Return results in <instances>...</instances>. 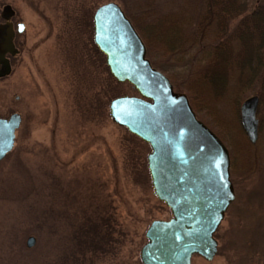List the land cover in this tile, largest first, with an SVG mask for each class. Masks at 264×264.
Listing matches in <instances>:
<instances>
[{"label":"rangeland","instance_id":"rangeland-1","mask_svg":"<svg viewBox=\"0 0 264 264\" xmlns=\"http://www.w3.org/2000/svg\"><path fill=\"white\" fill-rule=\"evenodd\" d=\"M7 1L14 3L15 19L26 23L27 30L17 40L21 53L13 73L0 81V117L16 111L22 115L15 146L0 161V264L65 262L79 248L77 263L82 258L87 264L94 260L92 264H140L150 223L168 219L171 213L153 196L146 163L149 149L109 115L111 97L137 92L109 82L101 65L105 59L92 40L97 7L114 2L135 20L139 17L128 13L136 12L135 1ZM182 1L168 0L167 13H177ZM150 57L156 66L146 47V58L156 69L167 64L172 74L182 79L187 74L188 68L169 56ZM89 87L95 96L101 91L95 101L101 107L98 123L89 112ZM175 91L189 100L185 91ZM252 96L241 102L239 117L228 96L220 97L213 111L203 113L195 112L189 100L197 118L229 151L235 193L215 233L216 256L209 262L194 256L191 264H264L260 99L255 144L240 123V107ZM29 236L36 239L30 249ZM113 247L118 250L114 255Z\"/></svg>","mask_w":264,"mask_h":264},{"label":"water","instance_id":"water-1","mask_svg":"<svg viewBox=\"0 0 264 264\" xmlns=\"http://www.w3.org/2000/svg\"><path fill=\"white\" fill-rule=\"evenodd\" d=\"M3 13L6 19L13 15L10 7ZM93 22L94 43L105 56L110 75L139 95L112 100L110 117L150 146L147 161L154 195L172 215L150 224L141 261L191 264L194 255L212 261L218 246L214 234L235 199L229 152L196 117L187 96L175 92L168 78L152 67L142 40L118 4L99 6ZM0 45V52L1 48L4 53L17 52L8 27L0 30ZM0 65V77L8 75L9 63L1 53ZM258 105L259 98L252 96L240 107V123L251 144L258 138ZM20 123L19 114L0 118V160L12 150ZM35 242L29 236L26 245L30 249Z\"/></svg>","mask_w":264,"mask_h":264},{"label":"trees","instance_id":"trees-1","mask_svg":"<svg viewBox=\"0 0 264 264\" xmlns=\"http://www.w3.org/2000/svg\"><path fill=\"white\" fill-rule=\"evenodd\" d=\"M134 1L137 10L128 13L139 18L134 20L126 14L143 39L152 64L156 66L150 55L159 54L188 68L182 79L172 74L167 64L157 66L171 79L176 90L187 93L195 112L213 111L223 95L232 100L237 117L241 102L250 95L259 97L263 112L264 0H185L177 13H167L168 0ZM101 65L108 72L103 61ZM107 77L109 82L117 84L109 73ZM124 86L131 88L128 84ZM87 90L89 112L98 123L101 107L95 101L101 91L95 96L92 88ZM80 250L72 254L71 260L55 264H87V259L82 258L77 263Z\"/></svg>","mask_w":264,"mask_h":264},{"label":"flooded vegetation","instance_id":"flooded-vegetation-1","mask_svg":"<svg viewBox=\"0 0 264 264\" xmlns=\"http://www.w3.org/2000/svg\"><path fill=\"white\" fill-rule=\"evenodd\" d=\"M12 4L10 2H8L7 0H0V30L3 27H4V29L8 27V31L10 30V32H11L13 48H14V50L17 51V52H15V54H11L10 52L4 53L5 50H3L1 48L0 53L3 55V58L8 60V63H9V74L6 76L0 77V81H3L4 79L8 78L13 73V69H14L13 64L15 62V59H17V57L21 53V48H20L21 46L18 44L17 40L20 39L25 34V32L27 30L26 23H24L22 21H18L15 19L17 17V14H16L15 9L13 8L14 3L12 2ZM6 7H10L11 11L13 12V15L10 17V19H6V17L4 16L3 12H4V9ZM19 24H22V26L20 27ZM20 29H21V32H19ZM92 30H93V26H92ZM0 47H1V45H0ZM1 68H2V65H0V69ZM18 100H19V97L16 96L15 101H18ZM13 113L20 114L21 124H22L21 113H19V111H16ZM20 127H21V125H20ZM117 251H118L117 248L113 247L111 254L114 255ZM140 252H141V250H140ZM140 252H139V263L142 264L141 259H140ZM91 263H94V261H92Z\"/></svg>","mask_w":264,"mask_h":264}]
</instances>
